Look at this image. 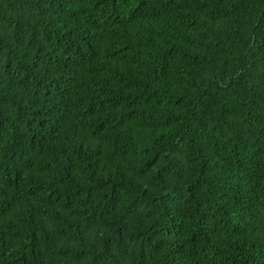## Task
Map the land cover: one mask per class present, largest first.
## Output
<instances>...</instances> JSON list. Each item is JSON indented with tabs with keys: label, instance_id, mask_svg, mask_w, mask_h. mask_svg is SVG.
<instances>
[{
	"label": "trees",
	"instance_id": "1",
	"mask_svg": "<svg viewBox=\"0 0 264 264\" xmlns=\"http://www.w3.org/2000/svg\"><path fill=\"white\" fill-rule=\"evenodd\" d=\"M0 264H264V0H0Z\"/></svg>",
	"mask_w": 264,
	"mask_h": 264
}]
</instances>
